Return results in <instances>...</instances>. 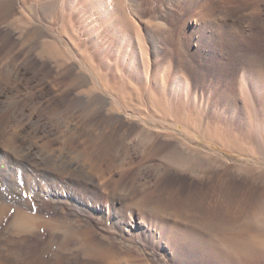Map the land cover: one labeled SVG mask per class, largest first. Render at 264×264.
Wrapping results in <instances>:
<instances>
[{
  "label": "bare ground",
  "instance_id": "1",
  "mask_svg": "<svg viewBox=\"0 0 264 264\" xmlns=\"http://www.w3.org/2000/svg\"><path fill=\"white\" fill-rule=\"evenodd\" d=\"M142 1L33 0L31 4L29 2L27 4L26 0H0V14L14 8L23 11L26 9L29 11L30 8L35 10L34 14L28 16L20 11L21 21L26 19L22 35L29 41L37 32L42 34L40 37L43 39L41 43L43 54L58 59V68L64 70L61 72L76 68L72 63L77 65L79 74L72 76L68 82L64 81L66 84L63 91L78 88L81 93L88 94L102 90L104 95L110 98L75 103L79 105L72 107L70 119L72 121L79 119L81 128H84L83 121L88 120L87 135L77 140L75 138L77 126L72 128V136L65 132L70 129L68 121H62L65 130L61 131V136H57V140L62 141L58 148L59 154L54 160L46 162L50 170L60 168L63 169L57 170L60 174L74 175V170L63 165V153L73 150L74 159H81L87 175L96 179L98 187L102 189L100 194L95 193L93 188L81 184L80 174H76V184H69L67 188L78 212L86 215V222L83 221V224L99 234L102 241L84 244L82 242L84 238L81 240L75 221L44 220L35 217L31 211L20 210L15 206H19V203H15L16 200H8L9 193L16 194L18 191L15 186L16 163L11 159V154L9 155L11 151H15V145L0 146V223L7 218L10 206H15L14 215L5 229V232L12 230L8 241L22 242V236L26 234L31 236L38 230L40 224L50 228L46 244L42 245L40 254L37 253L38 259L35 258L36 261L30 264H245V256L249 249L264 250V189L254 187L250 182L233 179L230 171L235 168L234 165L227 164L214 151H204L193 146L199 134L196 128H200L202 123L197 118L192 119L187 115L189 110L197 112L198 115L202 111L210 113L216 104L210 101L211 89L203 91L204 86L210 85H205L198 76L193 75L191 55L214 51L219 46L217 36L221 30L224 32L225 40L229 42L227 47L231 48V44L240 50L245 41L243 42L238 34L250 35L254 26L253 19L251 17L245 19L243 15L244 18L237 21L234 19L233 8L227 9V13L222 17L218 9V0H145L151 8L167 3L164 13L171 15L167 22L173 25L169 34L177 33L174 49L176 62L172 64L169 60L172 53L169 45L156 35L157 29L161 27L160 19L151 16L144 23H140L129 15L128 8L137 14ZM168 4L171 7H168ZM242 12L243 10H240L238 13L243 14ZM51 18L53 23L55 22L53 29L49 28ZM31 20L34 25L31 24ZM234 23H238L236 27H233L236 25ZM27 27L31 29L27 30ZM79 28L80 34L84 35L83 41L77 39L79 34H76V30ZM160 32L158 33L161 34ZM120 42H124L123 47H119ZM60 43L63 44V48L59 47ZM86 48L90 49L91 56L97 58L96 66L88 63L89 56L84 53ZM243 52L245 53L244 50ZM241 78L240 82L243 85L237 93V73L235 74L231 88L232 104L229 106L226 104L228 107L225 105V109L230 108L231 113L220 121L222 126L216 125L215 129L209 128L210 125L206 126L209 123L203 126L204 140L232 151H242L239 148L242 147L241 143H245L246 138L256 140L258 134L264 132L263 74L249 71L245 77L241 75ZM58 81L56 85L61 84ZM133 84L138 86L140 95L142 92L147 99L149 115L136 114L135 106L140 103L142 97L140 98L134 90ZM101 105L102 107L106 105L107 109L113 111L118 107L127 116L129 114L133 118H139L144 123H147V119L157 120L163 114L165 124L171 128H164L163 131L151 130L134 122L128 123L119 117L108 121L102 118L94 119ZM249 105H252L251 114L256 121L253 128L249 127L241 109ZM9 121L5 116L3 122L6 124L0 125L2 138ZM178 125L183 127L187 138L177 137L178 132L172 127ZM235 126L239 130V135L232 133ZM132 137L136 138L137 145L145 152L141 160L143 163L158 158L164 168L163 177L160 175L161 177L154 178L153 185H147L146 190L143 189L139 195H136L138 190L133 174L135 162L128 159L130 153L128 140ZM257 144L259 145V142ZM93 155L99 156L98 159L95 160ZM111 164L119 165L120 170L115 174L114 171L118 168L114 167V171H111V175L106 179L103 174ZM127 164L128 167H125ZM170 168L190 175L191 179L184 183L177 180L166 181L164 175ZM115 176H118V179H114ZM28 179L33 178L28 175ZM58 188L64 190L61 189V185ZM62 195L65 196V193L62 192ZM64 202L69 201L65 198ZM126 235L128 238H123ZM74 238L80 241L81 246L79 245L78 251L76 249L74 252L71 249L73 253H69L65 245ZM120 239L121 243H126L127 246L118 245L116 242ZM219 239H223L224 245L218 243ZM136 244L139 249L144 247L154 249L160 255L159 259L141 258L135 253ZM54 246L57 249H54ZM3 248L1 247L2 250ZM27 249L29 250V247ZM13 250L15 252L13 255L18 260L11 258L12 260H6V264H20L19 261L22 259L25 261L30 255V250L22 252L17 247ZM60 251L67 253L61 256ZM44 255H51L53 258L49 256L51 259L44 260ZM70 257L75 261L71 262Z\"/></svg>",
  "mask_w": 264,
  "mask_h": 264
},
{
  "label": "rangeland",
  "instance_id": "2",
  "mask_svg": "<svg viewBox=\"0 0 264 264\" xmlns=\"http://www.w3.org/2000/svg\"><path fill=\"white\" fill-rule=\"evenodd\" d=\"M30 1L31 0H26L27 4L28 2L29 4H31L33 0L31 2ZM140 4L138 7L137 14H135L131 9L128 8V12L130 13L129 15L139 20L140 23H144L151 16H155L160 19L159 22L161 24V27L160 29H157L156 35L161 39L163 38V42L169 45V49L170 51H172L169 56V60L172 64H175L176 54L174 52V49L175 42L177 41V33L175 32L176 35L174 33L169 34V30L172 28L171 26L173 25L167 22L169 21V19H171L169 18L171 17V15L164 13V10L166 8L165 6L167 3L159 4L158 6H154V8H151V6L148 5L145 0H143ZM217 4L220 15L222 17L227 13V9L233 8L232 10H234V19L240 21L244 18L243 15L245 16V19H249L251 17L253 19L254 26L250 34L251 36L238 34L239 36H241L243 42L245 41L244 46L240 47L241 51L236 46L233 47L231 44V48L227 47V44H229V42L225 40V36L223 35L224 32L223 30H221V32H219L217 36L219 37V40L217 42L219 46L214 51L211 50L207 52H202L200 55L196 56L191 55L190 60L192 61L191 70L193 75L198 76L200 78L199 80L205 83V85H210V87L204 86L203 91H206L210 88L212 92V100L210 101L216 103L215 109H211L210 113L202 111L200 113L201 115H198V113L193 110H189L187 112V115L190 118H197L198 121H201L202 123V126L200 128L198 127L199 129L196 128V131L199 132V134L196 136L197 141L193 143V146H197L204 151H214L223 161L227 162V164H232V166L234 165L235 168L230 171L231 176L233 175V179L242 180L243 182L247 183L250 182L252 186L264 189V132H260L256 137V140L246 138V140H244L245 143L242 141V147L239 148L242 149V151H232L227 148L225 149L224 146L214 144L211 141H207L202 138L205 131V127L203 126H205L207 123L209 124H207L206 126L209 127L210 125L209 128L214 127L215 129L216 125L217 127L222 126L220 121L226 119L231 113L230 108L225 109V105L227 104L229 106L232 104L230 101L233 96V91L231 90V88L233 86L232 84L234 83L236 73L237 93L243 85L240 82V80L242 79L241 75H244L245 77L249 71H253L256 73L259 72L260 74H263L264 77V0H218ZM168 7L171 6L169 5ZM240 10H243V14L238 13L240 12ZM20 11L25 13V15L27 16L35 13V10H33L32 8L29 9L30 12L27 9L23 11L19 8H14L11 10L3 11L0 14V125L6 124V122H3L5 116L8 118V120H10L9 124H7L8 126H6V130L4 133L5 137L4 135L3 138L0 137V139L2 138L0 140V146L7 145L6 147H8V145H15V151L18 150L17 152L19 153L17 154V152L15 151H11L9 153V155L11 154V159L16 163L15 186L16 188H18V191L16 194L9 193L7 195L8 200H16L15 203H19V206L23 202L20 207L18 205L15 206L23 211H31V213H33L35 217L44 220L55 221L60 219H69V221H75L74 224H76L75 226L77 227V231L81 237V240L82 238H84V240L82 241L84 244L93 241L96 242L97 240L102 241V238L99 234L95 233L93 229L88 228L85 224H83V221L86 220V215L81 213L80 211V213L78 212V209L75 207L74 204L75 202L71 200V194L68 190L69 188H67L68 186H70L69 184H76L77 175L80 174L79 177L81 184L93 188L95 193L100 194V191H102V189L98 187L96 179L87 175L86 167L81 163V159H74L75 153L73 150H69L63 153V165H66L67 168H69L70 170H74V175H70V173L60 174V172L57 171L60 168H58L57 170H50L49 165L46 162L47 160H54V158H56V156L59 154L58 148H60L62 141H58L57 138L61 136V131L65 130V128L62 126L64 125L63 122L68 121L67 125L70 129L65 130V132L67 131V133L72 136V128H76L77 126L78 129H76L75 131V138L77 140H80L81 138L87 135L88 120H86L85 122L83 121L84 128H81L79 119H73V121L72 119H70L72 107L79 105H75V103L79 101H82V103L92 102V99H98L101 101L104 100L103 97H107L106 99H108L109 96H105L102 90L95 91V93L90 92L88 94L81 93L78 88H70L66 89V91H63L62 89L65 88V82H68V80L71 79L72 76L78 75L80 72L79 68L77 67V65L72 63L73 66L76 68H73L71 70L68 69V71L66 70L67 72H61L64 70L62 68H58L59 60L56 58H54L56 59L54 60L49 55L48 58L47 55L43 54L44 51L41 47L43 39L42 37H40L42 34L40 35V33L37 32V34H35L34 37L31 38L32 40L27 41L28 38L22 35L24 34L22 33L24 32L22 28L26 26V19L21 21L19 15ZM38 11L40 13V9ZM258 18H262L263 21ZM31 22L32 25L35 24L32 20ZM49 22V28L53 29L55 27V22L53 23L52 18L51 20H49ZM237 24L233 27H236ZM76 26L77 24H75V27ZM30 27H27V30L31 29ZM159 31H161V34L158 33ZM80 32V28L76 30V34H79V37L77 39L78 41H83L84 35L80 34ZM51 36L54 37L53 34ZM60 44L61 45H59V47L63 48V44ZM123 44L124 42H120L119 47H123ZM243 50L245 51V53L243 52ZM84 53L87 57L89 56L88 63H90L91 66H96L97 58L95 56H91L90 49L86 48ZM72 64L70 66H72ZM56 80H59L58 82H60L61 84L56 85ZM207 81H209L210 83H208ZM63 83L64 85H62ZM132 87L140 95V90L138 86L133 84ZM140 98V103L135 106L137 112L136 114L141 113L140 115H149V104L142 92ZM105 104H107V102H105ZM227 105L226 107H228ZM107 107L108 106L106 105L104 107H102L101 105L100 109L98 108L96 118L94 119L102 118L105 121H108L109 119L119 117L123 118L128 123L134 122L140 126H145L146 128L151 130L161 129L163 131L164 128H171L170 125L165 124L163 120L165 119V115L163 114L160 117L158 116L159 118L157 120L147 119V123H149L147 124L141 121L139 118H133L132 116H129V114L127 116V114L124 113L118 107H116L114 111L110 108L107 109ZM250 107H252V105L247 106V108L250 110H248L246 106V110L244 109V107H242L241 109L249 127L253 128L254 123L256 121L253 117V114H251L253 113V111ZM19 126L21 128H19ZM172 128L176 132H178L177 137L179 139L187 138L186 134L183 131L184 129L181 125ZM232 133L235 135H239V130L236 126L233 127ZM9 136L13 138L15 137V140H13V138ZM9 139L11 141L13 140L12 143L11 141H8ZM88 142H90V140ZM128 142L130 152L128 159H131L135 162L133 174L136 177V190H138L139 192H136V195H139L143 189L146 190L145 188L147 187V185H153L152 180L154 178L161 177L160 175L163 174L164 168L160 164L158 158H155L147 163H143L141 160L145 152L141 149L139 145H137L138 143L136 138L132 137L130 140H128ZM258 142L259 145L257 144ZM93 156L95 160H97V157H99L96 155ZM110 166L111 167L106 170L103 174V177H105L106 179L109 178L112 173L111 171H114L115 168H118V170L114 171L115 174H117V172L120 170L119 165L115 164L114 166H112L111 164ZM125 167H128V164ZM61 170L63 169H60V171ZM68 174L70 176H68ZM28 175L31 176V178L33 179H28ZM164 176H166L165 180L168 182L177 180L184 183L191 179L190 175H187L185 173L183 174L182 172L174 168L168 169ZM115 178L118 179V176H115L114 179ZM59 185H61V189L64 190H60L58 188ZM62 192L65 193V196L62 195ZM65 198L68 199V203L64 202ZM15 206H10L7 218L4 219L2 223H0V251L2 252V255H0V264H6L8 259L11 258L14 260L17 259L14 256V247H17L22 252L26 250L32 251H29L30 255L26 257L27 259H25V261L24 259L21 260L22 262L19 261L20 264H30L31 262H35L36 259H38L37 253H39V250L42 248V245H44V243L46 244L49 238V226H46L45 224H40L38 230L35 231L34 234H32L31 236L30 234L23 235L22 242L10 243L8 239L11 238L12 230L5 232V229L10 223L9 220H11L12 216L14 215ZM76 216H80L81 218H76ZM78 220L80 221V223ZM102 230H104V228H102ZM219 233L221 234L222 232L219 231ZM116 234L119 235L117 231ZM81 235H84V237ZM123 238L127 239L128 237L126 235ZM73 240H71L65 245V249L69 253H73L71 252L73 250L75 252L76 249L78 251V248L81 246L79 240H75V238ZM121 240L122 239H120L116 243L120 246H127L126 243H121ZM218 243L220 245H224L223 239H219ZM232 246L234 247V244H232ZM1 247H4L3 250L1 249ZM28 247L29 250L27 249ZM54 249H57V247L54 246ZM233 249L235 250V248ZM263 251L261 249L255 248L249 249L245 256V264H264ZM33 252L34 254H32ZM61 252L63 255L61 254ZM67 252L60 251V255L65 256ZM135 253H137L141 258L147 260H158L160 257V255H158L154 249H150L148 247L139 249L137 248V244L135 245ZM79 255H81V250L79 252ZM49 256L44 255L43 259L48 260L53 258V256H51V258ZM70 260L71 262L75 261L73 257Z\"/></svg>",
  "mask_w": 264,
  "mask_h": 264
}]
</instances>
